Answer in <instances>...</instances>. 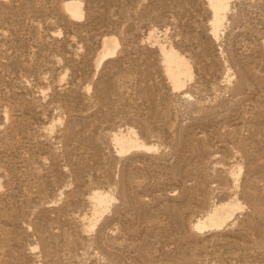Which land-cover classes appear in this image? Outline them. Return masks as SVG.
<instances>
[{"label": "rangeland", "instance_id": "obj_1", "mask_svg": "<svg viewBox=\"0 0 264 264\" xmlns=\"http://www.w3.org/2000/svg\"><path fill=\"white\" fill-rule=\"evenodd\" d=\"M68 1L0 0V264H264V0Z\"/></svg>", "mask_w": 264, "mask_h": 264}, {"label": "bare ground", "instance_id": "obj_2", "mask_svg": "<svg viewBox=\"0 0 264 264\" xmlns=\"http://www.w3.org/2000/svg\"><path fill=\"white\" fill-rule=\"evenodd\" d=\"M209 8L211 9L213 21L212 27L217 33L221 24L222 18L224 17V11L228 6V0H208ZM79 0H70L65 3V9L70 12L73 17L82 16V6ZM116 40L113 37H108L103 42V49L99 53V60L103 59L105 55L113 54L116 48ZM162 60L164 63L165 73L171 80L172 84L176 87H180L183 81L188 78L191 74V68L188 61L180 56L174 49L161 47L160 48ZM113 140L119 148V153H124L131 148H141L150 150L151 147L140 141L132 131L127 134L116 133L113 135ZM135 148V149H136ZM138 149V150H139ZM230 173L236 176L237 172L233 170ZM92 202L94 204V213L97 214L104 209L109 203V196L103 192H95L92 195ZM240 203L236 200L227 202H221L215 204L205 214V218H202L196 222V229L199 231L206 227H219L224 224L233 214L234 210L239 209ZM96 218V217H95Z\"/></svg>", "mask_w": 264, "mask_h": 264}]
</instances>
